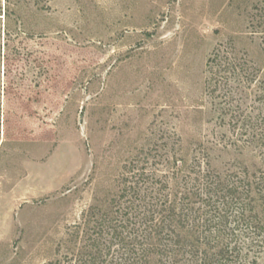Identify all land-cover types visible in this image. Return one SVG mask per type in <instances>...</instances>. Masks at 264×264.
Here are the masks:
<instances>
[{"label":"rangeland","instance_id":"1","mask_svg":"<svg viewBox=\"0 0 264 264\" xmlns=\"http://www.w3.org/2000/svg\"><path fill=\"white\" fill-rule=\"evenodd\" d=\"M0 8V264H68L75 225L112 208L134 165L183 152L221 174L264 171V0ZM235 62L258 72L252 88Z\"/></svg>","mask_w":264,"mask_h":264},{"label":"trees","instance_id":"2","mask_svg":"<svg viewBox=\"0 0 264 264\" xmlns=\"http://www.w3.org/2000/svg\"><path fill=\"white\" fill-rule=\"evenodd\" d=\"M256 21L264 26V13ZM238 68L234 81L252 88L258 72ZM205 161L178 152L160 167L134 165L110 210L83 213L68 264H264V171L221 174Z\"/></svg>","mask_w":264,"mask_h":264}]
</instances>
